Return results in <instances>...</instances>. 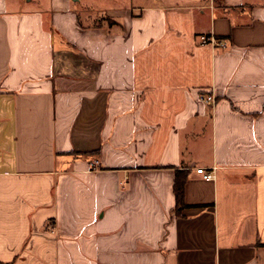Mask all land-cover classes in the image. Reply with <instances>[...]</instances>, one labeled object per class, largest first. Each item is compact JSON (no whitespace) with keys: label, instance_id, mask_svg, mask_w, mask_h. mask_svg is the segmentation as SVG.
<instances>
[{"label":"crops","instance_id":"1","mask_svg":"<svg viewBox=\"0 0 264 264\" xmlns=\"http://www.w3.org/2000/svg\"><path fill=\"white\" fill-rule=\"evenodd\" d=\"M0 262L264 264V0H0Z\"/></svg>","mask_w":264,"mask_h":264},{"label":"trees","instance_id":"2","mask_svg":"<svg viewBox=\"0 0 264 264\" xmlns=\"http://www.w3.org/2000/svg\"><path fill=\"white\" fill-rule=\"evenodd\" d=\"M188 171H177L175 183H174V194L176 199V208L175 212L177 216H180L184 208L187 207L185 203L184 195H185V183L188 178ZM0 264H5L1 263Z\"/></svg>","mask_w":264,"mask_h":264},{"label":"built area","instance_id":"3","mask_svg":"<svg viewBox=\"0 0 264 264\" xmlns=\"http://www.w3.org/2000/svg\"><path fill=\"white\" fill-rule=\"evenodd\" d=\"M201 41L203 43H212V44L220 45V46L225 45L224 41L218 40L213 36L203 35L201 37ZM201 99L206 101L207 103L215 102V98L212 95H208V96L203 95V96H201ZM196 171H197V173L201 174L205 180H212L214 178V170L213 169L208 170L204 167H198V168H196Z\"/></svg>","mask_w":264,"mask_h":264},{"label":"rangeland","instance_id":"4","mask_svg":"<svg viewBox=\"0 0 264 264\" xmlns=\"http://www.w3.org/2000/svg\"><path fill=\"white\" fill-rule=\"evenodd\" d=\"M100 5L120 4L125 3L126 0H98Z\"/></svg>","mask_w":264,"mask_h":264}]
</instances>
